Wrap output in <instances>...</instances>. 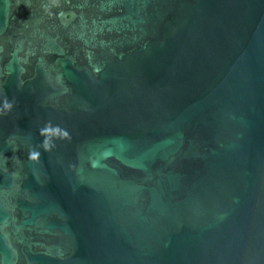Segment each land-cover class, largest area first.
Wrapping results in <instances>:
<instances>
[{
  "label": "water",
  "instance_id": "obj_1",
  "mask_svg": "<svg viewBox=\"0 0 264 264\" xmlns=\"http://www.w3.org/2000/svg\"><path fill=\"white\" fill-rule=\"evenodd\" d=\"M5 95L0 264H264V0H0Z\"/></svg>",
  "mask_w": 264,
  "mask_h": 264
},
{
  "label": "clouds",
  "instance_id": "obj_2",
  "mask_svg": "<svg viewBox=\"0 0 264 264\" xmlns=\"http://www.w3.org/2000/svg\"><path fill=\"white\" fill-rule=\"evenodd\" d=\"M14 103L9 101L5 95L3 100L2 109H0V116L7 115L12 111ZM39 135L42 138L40 148L44 152H49L55 147V140H71V135L66 129L60 128L58 125L53 126L51 123L46 124L42 129L39 130ZM41 152L35 148L29 151L28 159L33 163H39Z\"/></svg>",
  "mask_w": 264,
  "mask_h": 264
}]
</instances>
